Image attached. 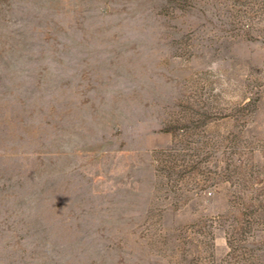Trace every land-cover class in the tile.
<instances>
[{"label": "rangeland", "instance_id": "1", "mask_svg": "<svg viewBox=\"0 0 264 264\" xmlns=\"http://www.w3.org/2000/svg\"><path fill=\"white\" fill-rule=\"evenodd\" d=\"M0 264H264V0H0Z\"/></svg>", "mask_w": 264, "mask_h": 264}]
</instances>
